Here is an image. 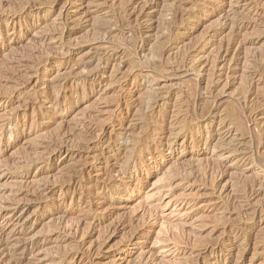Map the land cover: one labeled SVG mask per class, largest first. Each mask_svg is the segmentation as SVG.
Here are the masks:
<instances>
[{
    "label": "rangeland",
    "instance_id": "rangeland-1",
    "mask_svg": "<svg viewBox=\"0 0 264 264\" xmlns=\"http://www.w3.org/2000/svg\"><path fill=\"white\" fill-rule=\"evenodd\" d=\"M134 48L139 65L126 55ZM260 54L264 0H0V264H264V212L244 215L264 205V58L258 72L250 65ZM209 70L219 112L185 136L165 126L148 142L150 153L106 175L123 153L99 140L120 131L122 118L132 119L127 135L138 133L141 94L169 87L155 112L187 92L206 99ZM55 81L62 86L51 105L43 97ZM235 102L243 104L244 134L224 118ZM175 134L174 144L153 147ZM34 188L46 190L45 200L31 203ZM237 212L243 220L231 223ZM68 243L71 262L58 256Z\"/></svg>",
    "mask_w": 264,
    "mask_h": 264
},
{
    "label": "bare ground",
    "instance_id": "bare-ground-1",
    "mask_svg": "<svg viewBox=\"0 0 264 264\" xmlns=\"http://www.w3.org/2000/svg\"><path fill=\"white\" fill-rule=\"evenodd\" d=\"M44 1V0H43ZM48 1V0H47ZM128 1V0H127ZM243 1V0H242ZM25 2V1H24ZM59 2V1H58ZM68 2V1H67ZM134 2V1H133ZM33 3V2H32ZM55 4V3H54ZM123 7V6H122ZM21 8H22V6H21ZM120 9V8H119ZM28 10V9H27ZM123 15V14H122ZM125 18V17H124ZM127 18V17H126ZM179 18V17H178ZM246 18V17H245ZM99 19V18H98ZM105 20V19H104ZM112 20V19H111ZM174 20V19H173ZM179 20V19H178ZM175 22V21H174ZM193 22V21H192ZM198 22V21H197ZM195 23V22H194ZM193 23V24H194ZM93 24V23H92ZM103 24H104V22H103ZM98 25H99V22H98ZM106 25V24H105ZM104 25V26H105ZM120 25V24H119ZM221 29V28H220ZM259 29V28H258ZM96 30V29H95ZM261 30V29H260ZM98 31V30H97ZM102 31V30H101ZM206 31V30H205ZM262 31V30H261ZM260 31V32H261ZM100 33V32H99ZM174 33V32H173ZM237 33V32H236ZM99 35V34H98ZM263 35V34H262ZM237 36V35H236ZM68 37V36H67ZM177 37V36H176ZM229 37V36H228ZM260 37V36H259ZM122 39H124V38H122ZM198 41V40H197ZM197 41H196V43H197ZM254 43V42H253ZM158 44V43H157ZM193 44V43H192ZM234 45H235V43H234ZM231 47H232V45H230ZM252 46V45H251ZM253 46H255V45H253ZM252 46V48H253V50H254V48L255 47H253ZM121 47V46H120ZM223 47V46H222ZM242 47H244V46H242ZM242 47H241V49H242ZM248 47V46H247ZM122 48H124L123 46H122ZM182 48H184V47H182ZM193 48V47H192ZM225 48V47H224ZM250 48V47H249ZM235 49V48H234ZM245 49V48H244ZM244 49H242V50H244ZM247 49V48H246ZM257 49V48H256ZM122 50V49H121ZM130 50V49H129ZM138 51V49H131L129 52L127 51L126 52V55H128V56H130V59H131V63L133 64V65H139V59H138V56H139V54L137 53V51ZM141 50V49H140ZM115 51H116V49H115ZM159 51H161L160 49H159V47L157 46V47H153V48H151L150 49V51H149V53L151 54V56H152V58H154V57H158V54H159ZM249 51V50H248ZM259 51V50H258ZM261 51V50H260ZM184 52V51H183ZM253 52H255V50L253 51ZM103 53H105V52H103ZM229 53V52H228ZM257 53H259V52H257ZM256 53V54H257ZM145 54V53H144ZM167 54V53H166ZM177 54V53H176ZM104 55V54H103ZM245 55H247V54H245ZM244 55V56H245ZM251 55H253L252 53H251ZM250 55V56H251ZM235 56V55H234ZM259 56H260V58H259ZM144 57V56H143ZM145 57H147V55L145 56ZM221 57H222V55H221ZM246 57V56H245ZM245 57H243V58H245ZM126 58V57H125ZM224 58V57H223ZM223 58H221V59H223ZM229 58H230V56H229ZM237 58V57H236ZM247 58V57H246ZM253 58V62L250 64L251 66H252V68L251 69H253V73H255V72H258L259 71V63H258V61H259V59H261V58H264V54H260V55H254V57H252ZM40 59V58H39ZM142 60V59H141ZM201 60V59H200ZM218 60V59H217ZM229 60V59H228ZM227 60V61H228ZM236 60V59H235ZM243 61H244V59H243ZM246 61V60H245ZM142 62V61H141ZM162 62V61H161ZM260 62V61H259ZM143 63V62H142ZM208 63H209V61H208ZM222 63V62H221ZM228 63V62H227ZM150 64V65H149ZM183 64V63H182ZM218 64V63H217ZM145 66L144 67H147L146 66V64H144ZM147 65L150 67V69L149 70H152V68H153V71H157L159 68H160V66H158L157 64H155V63H151V62H148L147 63ZM163 65V64H162ZM182 66V65H181ZM195 66V65H194ZM209 66V65H208ZM211 66V65H210ZM217 66H219V65H217ZM131 67V66H130ZM152 67V68H151ZM200 67V66H199ZM215 67H216V65L214 66V69H215ZM227 67V66H226ZM262 67H264V66H262ZM176 68V67H175ZM186 68V67H185ZM207 70V69H206ZM217 70V69H216ZM215 70V71H216ZM262 70V69H261ZM190 71V70H189ZM212 70H209V74H207L206 76H207V78H206V82H205V85H203L204 86V91H206V99H202V98H199L198 96L195 98V97H192L193 96V94L195 93H193L192 94V96H191V94H188L189 92H187V95L185 96V97H183V99H179V101H177L176 103V105L177 106H172L173 107V110H172V107H170L169 108V106H171L170 104H169V102L167 103V104H165V105H163L162 107H160L159 108V110H158V112H155V109H154V105H156V99L157 98H162V96H166V95H168V91H169V87H167V86H165V88L163 89V88H160V89H158L157 91H154V90H150V88L149 89H147L144 93H142L141 94V96L139 97V102H138V104L140 105V109L143 111L144 109H145V107H146V105H147V108H146V111L145 112H143L142 114H139L138 116H137V119H134V121L137 123V130H138V133H136V134H130L129 133V135H127V133H128V129H126L127 127H126V124L129 122V127L131 128L132 126V119L130 120V121H128L127 120V118H122V119H120L119 121H118V124H119V126L121 127L120 128V131H117V132H114V134L107 140H99V142H100V144L101 145H104L107 149H111V147L113 148L114 146H117L118 147V149L117 150H121L122 151V153H123V156L122 157H115V159L113 160V164H112V169L111 170H107L106 169V171H105V174L106 175H109V173H111L112 171H115V170H117L116 172H118L119 174L120 173H122L123 174V172L124 171H126L127 169H128V165H130V163L133 161V160H135L136 158H138V157H141L145 152H147V153H150V151H149V149H148V146H147V144H148V142L150 141V139L152 138V137H154L155 135H160L161 133H163L164 132V127L165 126H168L169 128H170V131H172V130H174V131H176V130H178L179 131V133H183V135L185 136V135H188V134H191L192 133V131H191V127L193 126V125H198V122H200V121H203L204 120V118H205V116H207V115H210L212 112H215V111H217V112H219L218 111V108L219 107H217L216 105H215V96L213 95V91H212V84H214V82L211 80V77H212V74L210 73ZM263 71V70H262ZM262 71H260V72H262ZM207 72V71H206ZM259 72V73H260ZM183 73V72H182ZM192 73V72H191ZM204 73V72H203ZM233 73V72H232ZM185 74V73H184ZM230 74V73H229ZM159 75V74H158ZM171 75V74H170ZM194 75V74H193ZM204 75V74H203ZM259 75V74H258ZM173 76V75H172ZM183 76V75H182ZM251 76V75H250ZM250 76H248L249 78H251ZM253 76V75H252ZM131 77H132V80L133 81H137V77L138 76H135V75H131ZM221 77H222V75H221ZM227 77V76H226ZM241 77V76H240ZM259 77V76H258ZM127 78H130V77H127ZM146 78H148V77H146ZM150 78L151 79H156V78H158V77H151L150 76ZM160 78V77H159ZM163 78H165V76L163 77ZM170 78V77H169ZM172 78V77H171ZM175 78V77H174ZM204 78V77H203ZM245 78H244V76H243V81L241 82L242 83V85H241V87H240V85L238 86V88L239 89H241L240 90V92H241V95H242V101L245 103L246 102V100H247V98H248V96H246L248 93H249V91H247V88L249 89V86H248V84H247V81L246 80H244ZM246 79H248V78H246ZM252 79V78H251ZM16 81V80H15ZM203 81V80H202ZM219 81V80H218ZM250 81V80H249ZM41 83H42V81H41ZM199 84V83H198ZM17 86H18V83H17ZM43 86V85H42ZM50 86V85H49ZM61 86H62V83H61V81H55V84H53V85H51L50 87H48L47 88V91L45 92V95H44V100H49V102L51 103V105H54V104H57L58 102H59V99H58V97L57 96H52L51 94H53L54 92H57L59 89H61ZM175 86V85H174ZM202 86V87H203ZM224 87V86H223ZM222 87V88H223ZM17 88V87H16ZM252 88V87H251ZM15 89V88H14ZM184 89V88H183ZM182 89V90H183ZM196 89V88H195ZM218 90V89H217ZM216 90V91H217ZM220 90H222V89H220ZM253 90H255V89H253ZM203 91V90H202ZM222 92V91H221ZM239 92V91H238ZM246 92V93H245ZM178 93V92H177ZM225 93V92H224ZM251 93V92H250ZM257 93V92H256ZM253 94H255V93H253ZM35 95V94H34ZM74 95V94H73ZM219 95V94H218ZM262 96V95H261ZM35 98V97H34ZM177 98V97H176ZM234 98V97H233ZM66 99V98H65ZM223 99V98H222ZM241 99V98H240ZM239 99V100H240ZM255 99V98H254ZM261 99V98H260ZM27 100V99H26ZM35 100H38L37 98L35 99ZM40 100V99H39ZM117 100V98L114 100V101H116ZM162 100V99H161ZM64 101V100H63ZM168 101V100H167ZM170 101V100H169ZM30 102V101H29ZM34 102V101H33ZM160 102V101H159ZM158 102V103H159ZM252 102V101H251ZM175 103V102H174ZM236 103V102H235ZM256 103V102H255ZM255 103H254V105H255ZM262 102L260 101L259 102V104H261ZM117 104H119V102L117 103ZM146 104V105H145ZM217 104V103H216ZM127 105V104H126ZM236 108H230V107H226L225 108V110H224V113L226 114L225 115V117L224 118H226L227 119V122H228V125H231V124H233L234 122H236L235 123V131H237L238 133H240V134H244L245 133V131H246V123H244L243 121H244V119H243V121H240L239 120V115H238V111L239 110H241V106L243 105L242 104V102L241 103H239V102H237L236 104ZM25 106V105H24ZM223 106V105H222ZM264 105L262 104V105H260V107H263ZM22 107V106H21ZM20 107V108H21ZM24 108V107H23ZM22 108V109H23ZM224 108V107H223ZM250 108V107H249ZM121 109V108H120ZM119 108L117 109V111H119L120 110ZM222 109V108H221ZM220 109V110H221ZM248 109V108H247ZM35 110V109H34ZM257 110V109H256ZM243 111V110H242ZM216 112V113H217ZM248 112V111H247ZM147 113V114H146ZM246 114V113H245ZM247 114H249V112L247 113ZM246 114V115H247ZM252 114V113H251ZM167 115V120L165 121V122H161V123H158V119L159 118H161L162 116H166ZM173 115V116H172ZM215 115V114H214ZM52 117H54V116H52ZM159 117V118H158ZM175 118L174 119V122H170V119H172V118ZM179 117V118H178ZM242 117V116H241ZM134 118V117H133ZM157 118V119H156ZM178 118V119H177ZM156 119V120H155ZM106 120V119H105ZM154 120L156 121V122H154ZM249 120H250V118H249ZM50 121V124H52L53 123V119H50L49 120ZM114 121V120H113ZM207 121V120H206ZM214 121V120H213ZM250 122V121H249ZM158 123V124H157ZM209 123V122H208ZM207 123V124H208ZM113 124V123H112ZM115 125V124H114ZM117 126V125H116ZM135 127V126H134ZM112 128V127H111ZM88 129V128H87ZM248 129V128H247ZM90 130V129H89ZM194 130H195V128H194ZM262 130V129H261ZM91 131V130H90ZM94 132V131H93ZM92 132V133H93ZM95 132H99V131H96L95 130ZM130 132V131H129ZM196 132V131H195ZM90 134V137H85V142H88L89 141V139H91V140H93L94 138H96L95 137V133L94 134ZM197 133V132H196ZM232 133V132H231ZM234 133V132H233ZM97 134V133H96ZM226 134H228V133H226ZM208 135V134H207ZM247 135H249V134H247ZM88 136V135H87ZM98 136V135H97ZM127 136V138L125 139V140H123L119 145L117 144V141L118 140H122L123 138H125ZM94 137V138H93ZM237 137V136H236ZM264 137V136H263ZM58 138V137H57ZM56 138V139H57ZM89 138V139H88ZM177 135L175 134L174 136H170L169 138H167V139H163L162 141H160L158 144H156L155 146H153L156 150L159 148V147H162L163 145H170V144H174L177 140ZM88 140V141H87ZM56 142V141H55ZM256 142V141H255ZM59 143V142H58ZM89 143H91V142H89ZM191 143V142H190ZM245 142L243 141V144H244ZM255 144V143H254ZM86 145V144H85ZM250 145V144H249ZM47 146V145H46ZM100 146V145H99ZM247 146V145H246ZM55 147V146H54ZM53 147V148H54ZM166 147V146H165ZM250 147V146H249ZM45 148V147H44ZM46 148H48V147H46ZM62 148V147H61ZM153 148V149H154ZM56 149V148H55ZM54 149V150H55ZM57 149H58V147H57ZM169 149V148H168ZM219 149L220 150H224V147L223 146H219ZM50 150V149H49ZM116 150V151H117ZM167 150V149H166ZM97 151V150H96ZM45 152V151H44ZM53 152V151H52ZM60 151H58V153H59ZM68 152V151H67ZM87 152H88V148H86L85 147V153L87 154ZM56 153V152H55ZM96 153V152H95ZM108 153V152H107ZM42 154V153H41ZM53 154V153H52ZM37 155V154H36ZM39 155V154H38ZM91 156H92V154H90ZM146 155V154H145ZM102 156V155H101ZM247 156V155H246ZM245 156V157H246ZM43 157V156H42ZM143 157V156H142ZM239 157V156H238ZM250 157V156H249ZM253 157V156H252ZM35 159V158H34ZM253 159V158H252ZM256 159V158H255ZM242 160V159H241ZM240 160V161H241ZM197 160H194V163L193 164H195V162H196ZM254 161V160H253ZM256 161H257V159H256ZM46 162H47V160H46ZM258 162V161H257ZM112 163V162H111ZM216 163V162H215ZM253 163V162H252ZM249 164V163H248ZM259 164V163H258ZM184 165V164H183ZM256 165V164H255ZM179 166H181L180 164H179ZM193 166V165H192ZM201 166V165H200ZM212 166H213V164H212ZM259 166V165H258ZM262 166V165H261ZM260 166V167H261ZM206 167V166H205ZM208 167V166H207ZM216 167V166H215ZM105 168V167H104ZM107 168V167H106ZM209 168H211L210 166H209ZM27 169V168H26ZM193 169V168H192ZM205 169V168H204ZM212 169H215V168H212ZM89 170V169H88ZM214 171V170H213ZM262 171V170H261ZM104 172V171H103ZM209 172H210V170H209ZM216 172V171H215ZM263 172V171H262ZM113 173H115V172H113ZM175 173V172H174ZM212 173V172H211ZM76 174H78V173H76ZM180 173L178 172V173H175L174 174V176H180L179 175ZM181 174H183V173H181ZM188 174V173H187ZM202 174V173H201ZM212 174H214V172L212 173ZM218 174H219V172H218ZM82 175V174H81ZM103 175H104V173H103ZM184 175H186V174H184ZM220 175V174H219ZM86 176V175H85ZM120 176H122V175H120ZM187 176V175H186ZM199 176V175H198ZM201 176V175H200ZM109 177V176H108ZM116 177V176H115ZM222 177V176H221ZM66 178V177H65ZM82 178V177H81ZM80 178V179H81ZM128 178V177H127ZM134 178V177H133ZM171 178V177H170ZM183 178V177H182ZM229 178V177H228ZM68 179V178H67ZM66 179V180H67ZM108 179V178H107ZM224 179H226V178H224ZM245 179V178H244ZM243 179V180H244ZM82 180V179H81ZM84 180V179H83ZM231 181L233 180V179H230ZM89 181V180H88ZM230 181V182H231ZM234 181V180H233ZM246 181V180H245ZM113 182V181H112ZM198 182H199V180H198ZM203 182V181H202ZM220 182V181H219ZM106 183V182H105ZM204 183V182H203ZM214 183V182H213ZM228 183V182H227ZM240 183V182H239ZM85 187L87 186L86 184H88V182L85 180ZM248 184H250V183H248ZM255 184V183H254ZM108 185V184H107ZM229 185V184H228ZM235 186H236V184H234ZM237 185H239L238 184V182H237ZM78 186V185H77ZM102 186V185H101ZM230 186V185H229ZM228 186V187H229ZM239 186H241L240 188H238V186H237V188L238 189H240V190H238L237 192H235V193H237L236 195H235V197H233L232 195H231V200L229 199V201H232V203L231 204H234V206H232V207H236V205H235V203H233L234 201H237V199H239V198H241V197H239L238 195H243L244 193H245V188H246V184H245V182L243 181V183H242V185H239ZM43 187H46L47 188V185L46 186H43ZM225 187H226V185H225ZM37 188V187H36ZM40 188V187H39ZM231 188V187H230ZM251 188V187H250ZM249 188V189H250ZM264 188V187H263ZM43 189V188H42ZM115 189V188H114ZM126 189V188H125ZM156 189V188H155ZM39 190V189H38ZM38 190H35V188H34V190L32 191V195H33V199H32V201H31V203H38V202H40V201H43V200H45V199H43L44 197H46V195H45V193H43V191H46L45 189H43V191H41V192H38ZM117 190H119V189H117ZM228 190V189H227ZM232 190V189H231ZM100 191V190H99ZM134 191V190H133ZM229 191V190H228ZM247 191V190H246ZM96 191H94V193L92 194V196L93 197H95L96 196V194L98 195L99 193H95ZM251 192V191H250ZM113 193V192H112ZM129 193V192H128ZM131 193V192H130ZM230 193V192H229ZM261 193V192H260ZM119 194V193H118ZM234 194V193H233ZM98 197V196H97ZM248 198V197H247ZM220 199V198H219ZM259 199V198H258ZM28 201V200H27ZM257 201V200H256ZM260 201V200H259ZM227 202V201H226ZM244 202V201H243ZM258 202V201H257ZM262 202V201H261ZM230 203V202H229ZM229 203H224V205H223V211L225 212V211H228V210H230L231 208L229 207ZM246 203V202H245ZM263 203V202H262ZM88 204V203H87ZM250 205H251V201H250ZM253 205V204H252ZM256 205V204H255ZM238 206V205H237ZM264 206V205H263ZM260 207V209H257V208H259V207H257L256 209H254V207L253 206H251V208H249V210L250 211H246L245 213H244V215L246 216L245 217V219L246 220H253L252 219V217H253V214L257 211V213L259 214V212H264V207ZM256 207V206H255ZM9 208V207H8ZM24 208V207H23ZM237 208V207H236ZM28 209V208H27ZM234 209V208H233ZM239 209V208H238ZM244 212V211H243ZM256 214V213H255ZM15 215H13V217H14ZM225 217V216H224ZM242 217V213H241V216L239 215V213L237 212L235 215H234V217H230L231 219H230V222L231 223H239V222H241L243 219L241 218ZM257 217V216H256ZM225 218H227V217H225ZM242 219V220H241ZM18 220V219H17ZM225 221V220H224ZM252 222V221H251ZM258 222V221H257ZM227 223V222H226ZM243 223H245V221H243ZM259 223V222H258ZM38 224V219L37 220H35V221H33V223H32V226H34V229H35V226ZM224 225H226V224H224ZM242 225V224H241ZM243 226V225H242ZM87 229H88V227H86ZM239 229V228H238ZM245 229H247V228H245ZM29 230H31V229H29ZM24 231V230H23ZM28 231V230H27ZM228 231H229V229H228ZM25 232V231H24ZM24 232H22V233H24ZM223 232H224V230H223ZM242 232V231H241ZM245 232H246V230H245ZM235 233H239V232H235ZM228 234H229V232H228ZM227 234V235H228ZM234 234V233H233ZM242 234V233H241ZM240 234V235H241ZM252 234V233H251ZM25 235H27L26 233H25ZM223 235V234H222ZM225 235V234H224ZM232 236V235H231ZM23 237V236H22ZM234 237V236H233ZM232 237V238H233ZM260 237V236H259ZM64 238H65V236H64ZM68 239V238H67ZM134 240V239H133ZM106 241V240H105ZM254 241V240H253ZM69 242H70V240H69ZM34 244V242L32 243V245ZM100 246V245H99ZM125 246V245H124ZM212 246H213V244H212ZM41 247V246H40ZM246 247V246H245ZM245 247H244V249H245ZM38 248V244L36 243V244H34L33 246H32V249L31 250H35V249H37ZM72 248V245H70V243H68V246L65 248V252L64 253H62V254H59L58 256H63V261H67V260H69L70 262H71V259H72V257L75 255V253H74V251L71 249ZM264 248V247H263ZM70 249H71V251H72V253H71V251H70ZM27 254H29V253H27ZM30 255V254H29ZM28 256V255H27ZM71 258V259H68V258ZM21 262V261H20Z\"/></svg>",
    "mask_w": 264,
    "mask_h": 264
}]
</instances>
